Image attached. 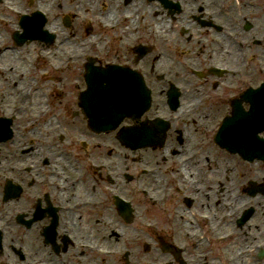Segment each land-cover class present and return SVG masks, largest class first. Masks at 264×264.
<instances>
[{"label":"flooded vegetation","instance_id":"obj_1","mask_svg":"<svg viewBox=\"0 0 264 264\" xmlns=\"http://www.w3.org/2000/svg\"><path fill=\"white\" fill-rule=\"evenodd\" d=\"M101 3V12L68 15L64 0H12V14L0 13V118L6 119L0 125L12 128L14 154L16 143L23 145L19 164L0 173L12 177V222L25 211V224L18 223L26 229L15 222L12 229L22 227L28 247L37 236L30 251L11 243L0 257L12 264H18L12 252L20 264H263L253 254L256 240L250 243L264 232V215L258 216L264 206L257 212L242 203L247 186L241 170L234 181L230 160L241 157L220 147L216 134L241 91L235 76L253 85L264 76V0ZM50 10L62 46L97 50L99 64L133 66L146 76L153 96L148 112L125 119L115 132L97 131L80 105L83 77L58 76L61 85L51 91L47 72L26 75L36 62L48 65ZM226 44L234 55H221ZM29 47L36 62L26 58L29 68L15 70ZM130 126L153 137L163 132V141L150 146L147 136L129 147L119 134ZM249 172L255 179L256 170ZM228 194L239 202L231 204ZM225 232L233 234L226 244L219 240ZM101 251L119 258L96 255Z\"/></svg>","mask_w":264,"mask_h":264},{"label":"rangeland","instance_id":"obj_2","mask_svg":"<svg viewBox=\"0 0 264 264\" xmlns=\"http://www.w3.org/2000/svg\"><path fill=\"white\" fill-rule=\"evenodd\" d=\"M77 1V2H76ZM81 1V2H80ZM118 1H121V0H118ZM101 2V0H64V9H65V13L68 14V15H71V11H78V12H83V13H90L92 14L93 12H101V8L100 6L103 4H99ZM109 2V1H108ZM110 8H113L112 10H114L115 6L113 5V2L111 3L110 1ZM55 8V6H54ZM96 9V11H95ZM3 10L1 9V5H0V11ZM56 12H61L59 9H55ZM55 11H53L54 13H56ZM1 12H5L4 10L1 11ZM64 12V11H63ZM260 16V15H259ZM58 22L59 21H56L54 23V27H58ZM60 30V28H59ZM60 34L61 33V30L59 31ZM67 32H69V30H67L66 28H63V34H66ZM87 39V38H85ZM78 45H83V40H79ZM52 48V46L50 45L49 46V50ZM36 51H35V48L34 47H29V48H26L25 50H22L20 52V55H21V58H22V61H21V65L19 66H14L15 70H21V71H24L25 68H29V61H25L26 58L29 59L30 58V61H35L34 59V55H35ZM95 56V54H94ZM36 62V61H35ZM36 65L38 66L37 69H31V66H30V69L28 71H24L26 73L27 76H43V73L47 72V76L50 77V80H49V89L52 91L55 89V86L59 87L61 85V82H57L56 80H53L54 76L58 77H62V76H83L84 74V67H83V62H69L66 64L65 63V69L63 71H58V70H55L54 68H52V65H50V63L48 62V65L45 64L44 62H36ZM13 66V65H12ZM12 68V69H14ZM10 72V75L12 74V76H15L14 75V72ZM0 76H2L0 74ZM259 76H257V79H258ZM13 78V77H12ZM240 83H241V80H240ZM67 89V87H66ZM235 94V93H234ZM225 96V95H224ZM249 105H246L245 108H248ZM218 118V114L215 113L214 114V119ZM210 127H213L212 125H209ZM16 154H14V150L12 149H9L8 148H4L2 147V151H5L7 153L3 154L2 153V157H7L8 160H5L7 162V164H12V162H15L17 164H19L21 158L23 157V155L21 154V147L23 145H21L20 143H16ZM12 154L13 155V158H12ZM1 157V159H3ZM231 162L233 163V165L235 166V169H234V176H233V179L235 182H238V174L241 170V173H245L248 169V167L251 165V164H248V163H245L243 161H240V159L238 157L235 158H230ZM258 165V164H257ZM257 167H252V170H256ZM242 179H241V183H242V186L244 185H248L249 184V181L253 180L250 176L248 175H243L241 176ZM216 178L217 177H212V183L213 184H216ZM257 180V179H255ZM258 181L260 182H263L262 179H258ZM4 183L0 180V221H3V219L8 216L7 214L11 211L15 209V207H12V201L11 202H3L2 199H1V195L4 191ZM124 227V226H122ZM21 230H22V227H19L17 226L15 229H12V236H9L7 239H6V245H9L10 243H12V246H15V247H19L22 246V249L26 251H30L31 249L34 248V241H35V236L33 238V242L31 243L30 242V245L28 247V239L27 238H23L21 237ZM262 236L264 237V232L262 234H259V233H256L254 234V237L251 241L250 244H252V242L254 240H258L259 238H262ZM118 243V242H117ZM139 244H143V243H139ZM139 244H129L130 246H132L133 248V251L136 252V253H140L141 252V249L142 247L140 248L139 247ZM124 243H121L120 246H123ZM48 250V249H47ZM219 250H223V249H219ZM225 250V248H224ZM48 252V251H47ZM49 253V252H48ZM216 255V254H215ZM12 257L14 260H16L18 263L21 262L19 257L17 258L16 256L13 255V252H12ZM2 258V257H1ZM3 259V258H2ZM248 258H244V260ZM96 261V264H103V262L99 259H95ZM114 261V260H113ZM38 263H41V262H38ZM264 264V262H262ZM33 264V263H31ZM112 264H121L120 261H115L113 262ZM134 264H138L137 261L134 262Z\"/></svg>","mask_w":264,"mask_h":264},{"label":"bare ground","instance_id":"obj_3","mask_svg":"<svg viewBox=\"0 0 264 264\" xmlns=\"http://www.w3.org/2000/svg\"><path fill=\"white\" fill-rule=\"evenodd\" d=\"M226 45H227V44H226ZM220 49H221V51H222L223 48H220ZM233 49L236 50L234 47L229 48V46L227 45V49H224V51L221 52V55H223V56H228L229 54L234 55ZM226 167H228V165H226ZM254 175H256V177H259V178H260V176H263L264 173L258 171V172H257L256 174H254ZM226 199H229L231 204H232V203H237V202H239L238 200H235L234 198H232V197H231V194H228ZM260 215H264V210H263V212H260V214H259L258 216H260ZM258 216H257V217H258ZM244 246H245V244H244V245H239V250L242 251V250L244 249ZM39 247H40V245H39ZM241 253H242V252H241ZM242 254H243V253H242Z\"/></svg>","mask_w":264,"mask_h":264},{"label":"water","instance_id":"obj_4","mask_svg":"<svg viewBox=\"0 0 264 264\" xmlns=\"http://www.w3.org/2000/svg\"><path fill=\"white\" fill-rule=\"evenodd\" d=\"M90 70V73L87 75V76H93L92 74H94V73H97V72H101V71H98V70H95V69H89ZM132 79V78H131ZM135 79V78H134ZM88 81L90 82V80H89V77H88ZM138 84V83H137ZM92 88H90V90H89V93L90 92H92ZM132 105H129V107H131ZM99 112V111H98Z\"/></svg>","mask_w":264,"mask_h":264}]
</instances>
